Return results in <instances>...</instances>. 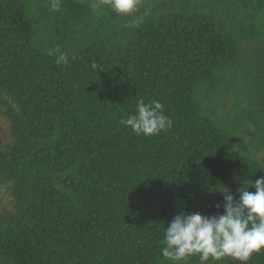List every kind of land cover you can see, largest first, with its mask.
Wrapping results in <instances>:
<instances>
[{
    "label": "trees",
    "instance_id": "obj_1",
    "mask_svg": "<svg viewBox=\"0 0 264 264\" xmlns=\"http://www.w3.org/2000/svg\"><path fill=\"white\" fill-rule=\"evenodd\" d=\"M60 3L0 0L12 137L0 187L13 206L0 264H170L160 241L175 215L222 213L220 188L238 198L264 176V0H144L134 29L91 0ZM57 48L68 65L47 54ZM140 98L161 102L172 128L121 125Z\"/></svg>",
    "mask_w": 264,
    "mask_h": 264
},
{
    "label": "clouds",
    "instance_id": "obj_2",
    "mask_svg": "<svg viewBox=\"0 0 264 264\" xmlns=\"http://www.w3.org/2000/svg\"><path fill=\"white\" fill-rule=\"evenodd\" d=\"M144 0H91V8L97 13L111 12L117 16L128 17L129 28H136L143 22L147 11L140 9ZM60 0H49V8L58 11ZM47 54L55 57L57 65H68V55L59 48L48 49ZM93 65V68H97ZM119 123L131 129L137 136H155L167 132L173 126V120L164 114V105L158 100L145 102L137 100L135 111L121 118ZM255 188L254 192L247 191ZM223 194V212L211 216L200 213L175 215L164 229L160 241V255L170 264H188L197 257L199 264H215L224 258H231L238 264H247L254 253L264 250V176L253 184H243L238 189V198L225 188ZM217 209L220 204L215 206Z\"/></svg>",
    "mask_w": 264,
    "mask_h": 264
},
{
    "label": "rangeland",
    "instance_id": "obj_3",
    "mask_svg": "<svg viewBox=\"0 0 264 264\" xmlns=\"http://www.w3.org/2000/svg\"><path fill=\"white\" fill-rule=\"evenodd\" d=\"M11 143L12 137L10 134L9 120L5 118L0 111V149H5ZM258 156L261 157L262 154H258ZM12 207V198L7 192L6 187H0V215L12 210Z\"/></svg>",
    "mask_w": 264,
    "mask_h": 264
}]
</instances>
